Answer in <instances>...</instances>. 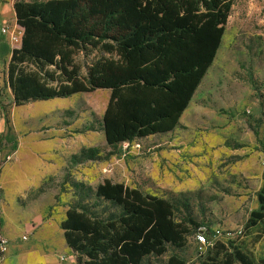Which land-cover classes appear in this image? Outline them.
I'll return each mask as SVG.
<instances>
[{
	"label": "rangeland",
	"instance_id": "374dc122",
	"mask_svg": "<svg viewBox=\"0 0 264 264\" xmlns=\"http://www.w3.org/2000/svg\"><path fill=\"white\" fill-rule=\"evenodd\" d=\"M231 3L214 60L173 131L120 147L107 146L103 138L108 90L15 107L2 60L0 185L8 217L0 235L11 257L0 255V264H69V256L57 252L64 242L59 223L68 206H86L87 188L104 180L167 199L177 213L188 203L210 242L217 230L222 242L264 258V237L256 241V230H244L263 185L264 0ZM93 56H76L81 75ZM82 153L81 160L72 159ZM8 155L11 161L4 164ZM0 221L1 229V214ZM197 233L182 249L169 247L145 264H166L171 255L200 264L206 249L196 242ZM58 257L65 259L60 263Z\"/></svg>",
	"mask_w": 264,
	"mask_h": 264
},
{
	"label": "trees",
	"instance_id": "16d2710c",
	"mask_svg": "<svg viewBox=\"0 0 264 264\" xmlns=\"http://www.w3.org/2000/svg\"><path fill=\"white\" fill-rule=\"evenodd\" d=\"M231 0H15L22 35L5 84L15 107L108 90L101 127L106 145L171 132L211 66ZM94 53L85 75L76 56ZM264 153V148H263ZM74 156V161L82 158ZM67 207L59 229L77 264H145L180 250L202 227L167 199L104 180ZM1 227V221H0ZM245 231L264 237L263 185ZM1 255V254H0ZM166 264H185L169 256ZM200 264H264L217 240Z\"/></svg>",
	"mask_w": 264,
	"mask_h": 264
},
{
	"label": "crops",
	"instance_id": "0c3cea01",
	"mask_svg": "<svg viewBox=\"0 0 264 264\" xmlns=\"http://www.w3.org/2000/svg\"><path fill=\"white\" fill-rule=\"evenodd\" d=\"M14 1L15 0H0V30H1L2 27L6 26L9 29L8 33H11V32L17 33L19 35V38H20V41H21L22 30H21V28H19L16 25L15 13H14V9H13ZM0 34H1V32H0ZM19 46H20V42L18 44H16V45H13V44L10 43V41H9L7 36L0 35V66L2 64V60L3 59L5 61V66H7V64L9 62V59H10V56H11L12 49L19 48ZM0 69H1V67H0ZM5 77H6V75H4V78ZM7 91H9V94H10V97H11V93H10V90L8 88H7ZM11 99H12V97H11ZM168 133H170V132H168ZM162 135H165V134H157V135L149 136L147 138L156 137V136H162ZM103 138H104V135H103ZM104 142H105V140H104ZM133 142H124V143L131 144ZM124 143H121L119 145L121 146ZM105 144H106V142H105ZM119 145H117V146L120 147ZM18 180L17 179L15 180V184H16V187L19 190H21V188L24 187L23 186V182H22L21 178H18ZM124 185L127 186L126 184H124ZM128 187L132 188L131 186H128ZM1 188H2V192H3L4 191L3 187L1 186ZM18 192H20V191H18ZM3 195H4V198H5L4 192H3ZM0 212H1L0 214H1V219H2V228L0 229V231H2V233H4V231H3V229H4V220H5V218L8 217V212L6 211L4 203H3V206L0 209ZM64 243L65 242H63V240L61 239V243L58 244L60 246L59 251H57V250L56 251L61 253V254H63V255L64 254L68 255L69 257H68V261L67 262H69V264H77L76 261H75L74 254L70 251V249ZM8 247H9L8 245L5 247L4 254L2 255V259H8L9 257H11ZM53 258L55 259V261H57L55 254H54ZM57 263H58V261H57Z\"/></svg>",
	"mask_w": 264,
	"mask_h": 264
},
{
	"label": "built area",
	"instance_id": "2783aa9c",
	"mask_svg": "<svg viewBox=\"0 0 264 264\" xmlns=\"http://www.w3.org/2000/svg\"><path fill=\"white\" fill-rule=\"evenodd\" d=\"M9 29L4 26L1 28L0 32H1V35L2 36H7L10 43L13 44V45H16L20 42V38H19V35L15 32H11V33H8ZM11 161V156H5L4 159H3V163H8ZM2 165V163H0V166ZM1 168V167H0ZM2 201H3V192H2V188L0 186V209H1V204H2ZM1 213V212H0ZM207 233H208V230L206 227H200L199 228V231L198 233L196 234V242L205 247V249L209 246H212L214 244L215 241L219 240L218 237H220V234L219 232L216 230L213 232V237H214V242H210L207 238ZM21 240L22 241H26L27 240V237L26 236H22L21 237ZM6 240L3 238V236L0 235V254L3 255L4 254V249L6 247ZM65 258L63 257H58V260L60 263H62L64 261Z\"/></svg>",
	"mask_w": 264,
	"mask_h": 264
}]
</instances>
